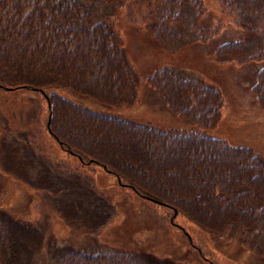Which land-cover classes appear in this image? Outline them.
I'll use <instances>...</instances> for the list:
<instances>
[{"label": "rangeland", "instance_id": "1", "mask_svg": "<svg viewBox=\"0 0 264 264\" xmlns=\"http://www.w3.org/2000/svg\"><path fill=\"white\" fill-rule=\"evenodd\" d=\"M82 2L117 34L136 72L133 92L111 105L68 86L50 84L49 90L148 125L195 127L167 108L147 82L148 73L165 65L218 87L221 112L208 131L250 145L264 158V108L250 89L264 65V9L243 25L231 0ZM160 24L165 33L159 37ZM230 40L242 46L219 54L220 44ZM47 107L38 88L0 85V221L16 237L15 264H55L75 250L133 252L146 264H264V254L238 235L200 227L62 144Z\"/></svg>", "mask_w": 264, "mask_h": 264}, {"label": "trees", "instance_id": "2", "mask_svg": "<svg viewBox=\"0 0 264 264\" xmlns=\"http://www.w3.org/2000/svg\"><path fill=\"white\" fill-rule=\"evenodd\" d=\"M231 2L243 25L264 9V0ZM163 26H157L159 37ZM241 46L240 40H230L217 52ZM136 78L117 34L107 22L94 19L82 0H0L1 86L42 90L50 127L62 144L97 160L121 181L200 227L238 235L264 254V158L250 145L208 131L221 112L218 87L165 65L147 74L166 107L196 123L186 129L106 114L48 89L50 84L68 86L120 105L133 92ZM250 86L264 108V65ZM16 246L15 235L0 221V264H15ZM55 264L146 263L133 252L75 250L59 255Z\"/></svg>", "mask_w": 264, "mask_h": 264}, {"label": "bare ground", "instance_id": "3", "mask_svg": "<svg viewBox=\"0 0 264 264\" xmlns=\"http://www.w3.org/2000/svg\"><path fill=\"white\" fill-rule=\"evenodd\" d=\"M175 42V41H174ZM6 87V86H5ZM49 104V103H48ZM47 110H48V108H47ZM49 112V111H48ZM46 115H48V114H46ZM48 119V118H47ZM47 122V121H46ZM50 133V132H49ZM51 134V133H50ZM54 138V137H53ZM55 139V138H54ZM57 142V141H56ZM58 143V142H57ZM246 146V145H245ZM75 155V154H74ZM90 162H92V161H90ZM88 164H89V162H88Z\"/></svg>", "mask_w": 264, "mask_h": 264}, {"label": "water", "instance_id": "4", "mask_svg": "<svg viewBox=\"0 0 264 264\" xmlns=\"http://www.w3.org/2000/svg\"><path fill=\"white\" fill-rule=\"evenodd\" d=\"M174 212H175V209H174Z\"/></svg>", "mask_w": 264, "mask_h": 264}]
</instances>
